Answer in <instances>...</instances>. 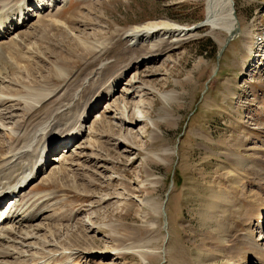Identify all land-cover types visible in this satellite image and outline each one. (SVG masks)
Instances as JSON below:
<instances>
[{
    "label": "rangeland",
    "instance_id": "obj_1",
    "mask_svg": "<svg viewBox=\"0 0 264 264\" xmlns=\"http://www.w3.org/2000/svg\"><path fill=\"white\" fill-rule=\"evenodd\" d=\"M233 1L239 32L232 39L226 41L230 34L226 30L214 37L204 25L195 36L174 42L168 52L119 71L121 80L112 87V96L103 94L86 110L85 133L71 147L59 141L48 154L47 169L43 167L42 176L24 190L35 194L33 199L50 193L39 200L43 215L24 223L28 229L43 226L26 243L37 246L36 251L40 247L46 259L51 257L48 264L68 257L70 264H169L174 259L194 264L203 242L216 249L207 239L212 231L230 238L248 233L264 248V213L250 220L245 217L252 199L259 212L264 205V0ZM55 8H60L66 26L50 23L49 9L41 19L40 11L33 9L28 15H36L14 33H30L17 62L30 63L29 74L7 70L4 63L15 58L1 46L6 47L13 34L0 39V87L15 89L10 98L14 100L0 107L11 112L0 121L4 128L27 117L20 105H11L15 97L32 100L63 86L68 95L78 94L83 79L100 63V49L120 48L122 30L156 19L199 23L204 20L205 0H67ZM20 18L15 13L13 21L18 23ZM9 28L12 31L13 25ZM41 29L47 32L43 40ZM117 49L110 63L124 59ZM105 70L114 68L107 65ZM186 77L188 85L183 84ZM170 90L178 94L177 101L168 104L174 120L169 125L160 123L159 138L151 140L150 125L139 122L136 111L143 106L145 114L154 117L161 105L158 93ZM125 131L132 134V144L122 141ZM4 132L0 131V153L9 147ZM235 137L244 138L239 149L241 142ZM224 138L228 141L223 145L220 139ZM163 148H174L175 153L164 156L167 162L157 163L155 156ZM238 154L263 162H252L258 165L255 168L251 163L237 167L230 161ZM55 155L67 156L58 170L51 167ZM239 168L243 177L232 170ZM148 170L157 181L153 186L146 182ZM51 173L53 179L48 178ZM11 197H4L0 207L7 206ZM35 208L31 206L23 216L27 218ZM108 224H118L115 231L123 238L129 236L124 251H113ZM138 232L144 239H153L145 249L146 260L134 245L126 247ZM19 245L15 243V248L24 249ZM223 252L210 264H233L226 257L228 251ZM242 259L238 264H261L252 252Z\"/></svg>",
    "mask_w": 264,
    "mask_h": 264
},
{
    "label": "bare ground",
    "instance_id": "obj_2",
    "mask_svg": "<svg viewBox=\"0 0 264 264\" xmlns=\"http://www.w3.org/2000/svg\"><path fill=\"white\" fill-rule=\"evenodd\" d=\"M66 1L67 0H59V2L55 1L51 6V2L49 0H0V39L7 38L13 34L9 42L5 43L6 47L1 46L2 50H6L10 57L15 58V61L13 60L14 62L12 63L11 61L4 63L9 72L14 74V71H16V73H20L24 70V73L26 72L29 74V69L31 70L30 63H17L21 58L19 56L21 52L20 49H22L21 47L23 46V43L30 37V33L24 32V34L17 33L16 35H14V33H16V31L19 30L20 27L22 28L26 26L27 23H29L31 16L35 14L34 13L28 15V11L33 12V9L37 10L38 12L40 11L41 13H38V17L41 19L42 12H45L49 9L51 12L49 14L48 21L53 25L66 26V22L64 21V19L62 20L60 18V8H55L57 4L65 3ZM22 2H26V5H22ZM32 6H34L33 9H31ZM15 13L16 15L19 14V16H22V18H20L21 20H19L21 26H19V22L17 23V20L13 21ZM236 19L237 18L235 16L233 0H205L204 20L199 23L193 25H180L168 20L156 19L122 30V32H120V48L117 49L116 47L114 51L112 50L113 48L106 51L101 49L99 51L98 49L99 53L97 54V57H99V61L96 58V54L93 55L95 56V59H97L96 61L100 63H96L93 68L90 66L92 69L83 79L82 83L80 82V87L77 89L78 94L73 93L68 95L67 88L63 86L61 88L56 87L50 89L47 92L42 93L39 97L36 96L37 98H34L32 100H30L31 98L28 99L25 95V98L23 96L17 98L15 97L16 101L11 105H15L16 107L20 105L27 117L26 119L22 118L20 121L15 122L13 126L9 128H4V125L0 124V131L3 129L4 131H6L4 132V137H7L6 135H8L9 141V147L6 145V151L0 153V205L2 204L1 202L4 197L8 195L14 196L6 201L8 202L7 206H5L6 203H4V207L0 208V217L3 216L5 212L10 213L8 214V217H3V219L0 221V264L49 263L51 257L46 259L47 254L41 256L40 247L36 251L37 246H35V248L34 245H31V243H26L27 240L34 239L36 237V232L41 230L43 226L37 225L33 226L31 229H28L29 226H24V223H27L26 221H33L34 219H36V217H40L43 215L45 210L41 208V206L39 207V200L41 197L49 198L50 193L33 199L35 194H29V192L25 193L24 190L27 186H30L31 189V184L35 180H37L39 176H42L43 167H46L45 169H47L48 166V156L53 150L57 148V146H59V141H64V143L71 147L75 144L74 142H76L78 138L85 133V127L83 123L86 121V110L91 107L92 104H95V102L100 99L103 94L112 96V87L119 81L122 75L121 74L120 76H117V73L119 71H121L120 73H122L123 71L125 72L136 62H140L141 60H148L157 54L159 55L168 52L170 49H172V44L174 42H177L184 38H188L189 36H195L198 28L204 25L208 27V33L210 35H213L214 37H216L219 32L224 30L230 32L228 37H230L231 35L232 37H234L233 35H236L239 32ZM10 25H13L12 31V28H9ZM41 31L43 35H41L40 38L42 36L43 37L40 40H43V38L47 35V32L45 29H41ZM127 41H129V44H132V47L123 46V43L125 44L127 43ZM99 46L100 48H103L101 47V45H97V47ZM116 49L121 52L124 59L121 58V63H110V59L115 56ZM93 56L92 58H94ZM103 61L109 63H102ZM87 63L89 64V61ZM107 65L113 67L114 70H105L107 68ZM21 74L23 73L21 72ZM189 83L190 82L188 78H184L183 84L188 85ZM142 88L144 89L143 85L140 89ZM13 89H10L7 86L0 87V107H3L5 104L14 100L10 99L11 97L15 96L13 94V91L15 89ZM177 95L178 94L172 90L158 93L161 105L159 106V110L154 117L150 116L149 114H145L143 110L145 107L143 106L141 110L136 111V118H138V121H146L150 125L151 131L149 137L151 140H157L159 138L161 132L160 130L158 131V126L160 123L169 125L174 120V116L170 111V108H168V104L176 102L178 98ZM33 96L34 95H32V97ZM124 108L125 107L122 106V109ZM10 113L11 112L7 113V111H3L0 109V121L6 118L8 119L9 116L7 114ZM125 122L128 123V121ZM24 128H27L30 131L25 134V132L23 131ZM131 135V133H129L128 135V133H126L125 131V134L123 133V136L121 137L122 141L132 144ZM63 138H65V140H62ZM233 140L241 142V144L238 143L239 145H237L238 149L243 146V137L241 139L235 137V139L233 138ZM227 141L228 139L226 138L220 139V143L223 145L226 144ZM2 147L0 146V149ZM174 153V148H163L161 152L155 156L154 161L157 163H165L167 162V160L164 156ZM66 158L67 156L62 155V157L58 158L55 155L52 158L53 166L51 167L58 170V168H60V163H66ZM252 158L253 157L248 160L247 157L243 158L242 154H238L230 162L237 165V167L243 166L247 163H251V166L254 168L258 165L256 166V164L252 162H263L261 160H255ZM56 162L57 164H59L55 165ZM146 163H149L148 160ZM232 170L237 172V176L241 175L243 177L240 168L239 170ZM230 174L231 172L227 173L228 176H230ZM51 175L53 176V174L51 173L50 176L47 177H51L53 179ZM153 176L154 174L150 170H148L146 173V182H148L151 186L157 183V181H155V176ZM227 181L229 182V180ZM35 189L39 190V186H36ZM253 194V196H256L255 193ZM126 195L130 196L131 194L127 192ZM245 196L247 197V195ZM31 206H36L35 211H33V213L27 214V218L24 217L23 213ZM163 208L164 205L162 202L158 208V213H160V215H162L164 212ZM260 210L261 211L259 212L258 204H256V201L254 199H252V205L250 204V207L245 214L246 219L250 220L255 215L262 216V214L264 213V205L260 206ZM54 216L55 214H52V218ZM7 218L9 220H7ZM117 225L108 224L106 226L112 229L110 238L112 239V241H114L115 244L113 251H124V249L126 248L122 245L125 242L124 240L128 239L129 236L123 238V235H121V233L115 231V227H117ZM164 228H166V226H164ZM207 234V239L209 240L211 245H214L213 247H216V249L208 247L207 242H203V244H201L198 248L199 254L197 253V261H195L194 264H210L217 254H224V250L228 251V255L226 257L228 258V260L232 261L233 264H238L239 262L243 261L242 255L249 252L254 253L255 259H257L259 263L264 264V248L258 244V242L252 235L246 233L238 235L236 238H230L226 235L218 234L214 231ZM133 235L136 234L133 233ZM1 241H5L7 244L4 246L1 244ZM151 241H153V239H144L138 232L136 236L132 237L131 241H128L126 243L128 244V246L126 247H132L134 245L132 248H135L138 252H143L140 253L142 254L140 256L144 260H146V256H148V254L145 252V249ZM15 243H19V246L24 247V249H16ZM47 244L48 243H44V245ZM28 247H30V249ZM91 251L92 250H90V252ZM161 254L164 257V255L166 254L165 248L161 249ZM68 258L62 260L54 259L52 263L70 264ZM8 259H12L13 261L9 260V262ZM28 260L30 261L27 263ZM169 264L187 263L183 261L180 262L178 259H174L173 262L169 261Z\"/></svg>",
    "mask_w": 264,
    "mask_h": 264
},
{
    "label": "water",
    "instance_id": "obj_3",
    "mask_svg": "<svg viewBox=\"0 0 264 264\" xmlns=\"http://www.w3.org/2000/svg\"><path fill=\"white\" fill-rule=\"evenodd\" d=\"M236 16V15H235ZM233 36H235V35H233ZM233 37H232V35L230 36V37H228L227 38V40L226 41H229L230 39H232ZM222 51V48H221V50H220V52ZM167 195V194H166ZM165 215V214H164Z\"/></svg>",
    "mask_w": 264,
    "mask_h": 264
}]
</instances>
